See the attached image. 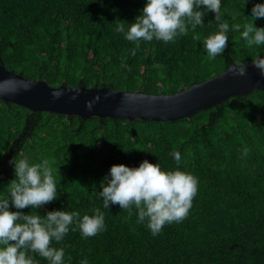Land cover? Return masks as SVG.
Listing matches in <instances>:
<instances>
[{"label": "trees", "instance_id": "trees-1", "mask_svg": "<svg viewBox=\"0 0 264 264\" xmlns=\"http://www.w3.org/2000/svg\"><path fill=\"white\" fill-rule=\"evenodd\" d=\"M257 3L264 0H221L228 46L211 59L203 41L220 22L204 6L203 27L189 25L187 35L167 43L141 40L136 48L116 27L123 22L127 31L146 0H0V63L52 86L172 94L264 54V45L249 48L241 36L247 23L264 28V18L251 17ZM25 157L30 164L50 161L57 198L24 214L104 213L105 230L97 235L84 238L74 221L60 242L52 241L64 250L63 264H264V87L175 121L83 119L0 99V199L15 179L10 161ZM144 160L198 179L187 218L155 236L134 206L105 209L99 197L111 166L135 168ZM28 255L49 264L39 253Z\"/></svg>", "mask_w": 264, "mask_h": 264}, {"label": "clouds", "instance_id": "clouds-1", "mask_svg": "<svg viewBox=\"0 0 264 264\" xmlns=\"http://www.w3.org/2000/svg\"><path fill=\"white\" fill-rule=\"evenodd\" d=\"M201 6L207 12L215 13V20L220 22V30L203 41L208 57L215 59L225 51L229 40L226 34L229 23L221 22V0H146L141 15L127 31L123 22L117 25L116 31L123 33L126 40L134 42L136 48H139L141 40L174 41L178 35L188 34L189 25L193 30L197 26L203 27L205 12L199 10ZM251 13L253 21L264 18V4H255ZM232 27L240 32L241 25L234 24ZM241 36L249 48L264 45V28L255 27L253 22L243 26ZM136 48L131 50L133 56ZM252 65L264 76V58L254 59ZM246 69L245 63L237 62L231 71L234 76H245ZM88 106L90 108L91 103ZM249 151L244 148L242 155L247 156ZM170 155L177 164L180 163L179 152ZM10 163L14 164L15 179L8 185L9 196L0 199V264H35L28 255L29 251L39 253L49 264H63V248L50 245L53 240L60 242L74 221L84 238L105 230L104 213L99 208L94 209V215H84L82 219L79 212L63 210L50 211L43 217L24 214L20 210L27 207L38 209L57 198L54 169L47 159L30 164L27 157L14 158ZM101 188L99 197H102L105 209L118 204L121 209L131 212L134 206L138 221L142 223L147 219V227L155 236L166 224L179 223L187 218L198 192V179L180 170H161L158 163L144 160L135 168L123 164L111 166ZM10 205L17 210L10 211ZM81 264H88V261L82 260Z\"/></svg>", "mask_w": 264, "mask_h": 264}, {"label": "water", "instance_id": "water-1", "mask_svg": "<svg viewBox=\"0 0 264 264\" xmlns=\"http://www.w3.org/2000/svg\"><path fill=\"white\" fill-rule=\"evenodd\" d=\"M258 57L264 58V54ZM234 65L182 91L154 94L118 90L106 85L88 87L62 83L52 86L45 79H28L0 63V99L31 111L76 115L83 119L175 121L221 104L230 97L247 95L264 87V76L252 62L246 64L245 76H234L231 71Z\"/></svg>", "mask_w": 264, "mask_h": 264}]
</instances>
